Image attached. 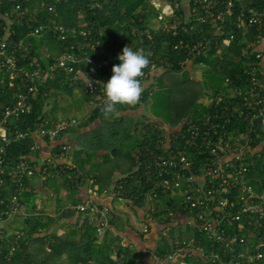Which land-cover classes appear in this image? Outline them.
I'll list each match as a JSON object with an SVG mask.
<instances>
[{"label":"trees","instance_id":"1","mask_svg":"<svg viewBox=\"0 0 264 264\" xmlns=\"http://www.w3.org/2000/svg\"><path fill=\"white\" fill-rule=\"evenodd\" d=\"M42 1L44 6L40 7L41 0H33L35 10L31 12L30 9L28 14L21 19V23L14 25V33L10 35L13 40L26 37L33 42L29 54L40 56L42 64L52 63L53 60L58 59L68 51L73 42L75 44L70 50L73 54L83 48L90 52L91 44L94 45L98 40L100 42L98 48L104 47L108 51L130 46L135 41L134 28L136 26L147 27V22L144 20L150 21L152 11L156 10L151 0ZM92 1L98 2L94 8H90ZM16 2L4 0L1 10H7L14 16L17 15V11L13 10ZM50 4L55 6L57 13L55 16L49 15L46 11ZM24 5L30 6L31 3ZM46 21L62 23L66 27L76 29L90 27L91 34L86 37L69 36L65 40L48 31L39 37L27 36L35 26ZM254 32L253 29L251 33ZM196 36H199V33L192 32L187 35L179 32L177 36H172L163 32L150 31V34L145 35V52L148 54L150 64L154 62L159 67L155 77L162 71L183 70L180 63L185 60L187 55L178 46L177 41L180 39L189 41ZM46 42L55 43V47L48 49ZM88 43H90L89 46ZM240 50L241 44L237 41L223 42L216 48H212L210 52L190 60L191 65L210 62L211 66L207 63L210 77L219 79L220 83L203 87V90L196 95L201 96L203 101L199 103L194 101L189 104L191 109L189 115L184 117L183 113H179V119H173V115H171L170 125L174 127L179 124L172 132L166 133L161 127V123L147 117L145 113L133 115L128 112L141 108L140 104L151 93L144 89L136 106L117 105V112L108 118H104L100 113L101 106L93 108L89 105L90 109L82 121L79 120L77 125L67 128L61 135L63 138L70 133L79 139L76 143L81 148L78 149V152L76 151L78 159L76 165H73V169L83 170L84 177H86L85 174H92V180L98 187L110 189L113 198L124 200L131 210L136 208L143 210L140 221L145 226L143 225L141 230L133 226L132 229L143 236L151 229L146 219H151L159 224L157 238L150 250L141 252L136 247H132L130 243L123 245L120 242L119 232L126 229L127 226H131V223L128 219L129 216H125L113 205H108L110 209L109 228L101 238L97 235L94 222H86V225L80 228L73 224L67 233H50V217L42 214V208L34 210L36 206L33 199L36 186H47L51 180L58 182L52 192L53 198L59 202L55 203L59 211L58 218L72 216L62 210L68 200H71L69 202L78 200L77 189L74 186V181L69 179L67 174L44 175L35 169L30 178L27 175L24 178L27 188L21 198L28 207L26 215L10 219L13 224L16 223L15 231L8 232L4 227L6 235L0 238V264H264V149L259 155L256 154L251 158L253 165L250 171L236 182L239 187L243 180L252 187L256 194L255 199H252L251 209L242 213L239 211L242 205L238 203L235 209L227 211L229 214L227 217H222L220 222L228 235L236 236L234 243L226 244V240L217 243L211 241L207 232L201 229L200 222L194 221L196 220L194 214L189 209L181 207V194L160 184L161 177L172 175L174 170L169 167H160L159 162L169 154H174L178 149L187 150V155L191 160L189 169L193 172H199L200 168L205 165L206 160L203 154H199L191 143L185 141V121L209 122L216 114L220 119L224 117L220 110L221 104L216 105L215 101L219 94L224 97L221 102L226 99L234 100L231 90L234 89V84L240 83L245 66V60L241 56ZM44 51L51 53L53 59L44 57ZM169 63L171 65H168ZM149 66L144 69V73ZM186 67L190 68V65L185 63ZM76 71L77 69L74 68L73 73ZM112 74L109 75V78ZM5 76L3 71L0 72V79L1 77L5 79ZM7 79L3 85L4 91H0V108L4 106L6 100L8 104L13 100V93ZM226 79L230 80L228 84H225ZM68 80L59 71L58 77L54 81L40 85L32 100L33 106L30 112L9 124L13 130L33 131L34 124L43 121V118L46 117L51 122H56V119L50 118L47 111L49 104L44 100L62 88L67 93L76 88L85 95L88 102L91 97L90 93L79 85H70ZM13 86L14 84H12ZM93 98H98V96L94 95ZM207 99H211L208 105L204 103ZM246 122L247 120L239 118L237 115L231 117V123L227 126L228 134L236 135L238 131L245 128ZM81 126L84 129L79 130ZM54 148L58 149L59 143ZM83 151L86 152L84 158L91 157L90 161H94L92 165L98 167L95 173L87 171L89 166L86 167V164L81 162L80 154ZM87 153L92 154L89 156ZM25 155H36L34 138L30 133L24 138L5 145L0 159V172L2 168L6 170L5 174L3 173L5 184L0 191V200L6 199L14 191L15 187L9 183V171L11 166ZM37 162L33 161V163ZM159 172L162 174L159 175ZM182 185L185 187V180L182 181ZM59 188L64 191L63 196L59 194ZM237 188L233 189L229 196L230 199L234 198ZM197 196L200 199V192ZM4 208V204L0 203V213ZM181 218H184L185 221L175 223ZM13 244L15 249L9 253V248ZM151 251L155 253L154 256L159 257L160 261H155Z\"/></svg>","mask_w":264,"mask_h":264},{"label":"built area","instance_id":"2","mask_svg":"<svg viewBox=\"0 0 264 264\" xmlns=\"http://www.w3.org/2000/svg\"><path fill=\"white\" fill-rule=\"evenodd\" d=\"M7 1H17L13 9L17 11V15L1 10L4 0H0V72L5 73V79L8 75L7 83L13 93V100L9 104L6 103L7 100L4 101V106L0 108V159L5 145L24 138L28 133L37 134L49 143H53L61 138L60 136L67 128L80 122L75 119L51 122L46 117L43 121L34 124L33 131L13 130L9 124L30 112L33 106L32 100L40 85L54 81L58 77V72L61 71L65 78L69 79L70 85H79L90 93L88 104L98 108L104 98L103 83L109 80L113 65L120 64L117 57L122 52V49L108 51L104 47L98 48L100 44L98 40L94 45L91 44L90 52L83 48L73 54L70 51L75 44L73 42L68 51L58 59L53 60L52 63L42 64L40 56L29 54L33 42L26 37L16 40L10 38V35L14 33V25L20 24L21 19L30 9L31 12L35 10V2L33 0ZM151 2L159 9V13L150 21L144 20L147 22V27L134 28L135 41L128 46L133 51L145 50L144 37L150 34V31L163 32L172 36H177L179 32L187 35L197 32L199 36L192 37L189 41L183 39L177 41L178 46L187 55L180 63L181 67L185 68V63H188L190 68H193L190 60L210 52L219 44L232 41L241 44L240 51L245 60V66L240 83L234 84V89L231 90L234 100L226 99L221 102L224 97L219 94L215 101L216 105L221 104L220 110L224 117L220 119L216 114L209 122L185 121V141L191 143L199 154H203L206 160L205 165L199 172L190 170L191 160L186 149H178L158 164L160 167H169L174 170L172 175L162 176L160 184L181 194V207L189 209L194 214L196 217L194 221L200 222V227L207 232L208 238L216 243L223 240H226V244L234 243L236 236L228 235L220 222L222 217H227L229 214L227 211L235 209L238 203L242 205L239 208L242 213L251 209L252 199H255L256 194L243 180L239 187L236 182L250 171L253 165L251 158L256 154L259 155L264 149V0L258 2L256 0L253 2L252 0H188L187 6L183 5V0H151ZM25 3H31V5L25 6ZM97 4L96 1L90 2V8H94ZM43 6L44 2L41 0L40 7ZM46 11L52 16L57 14L52 4L47 6ZM253 29L255 32L252 34ZM46 31L62 40L69 36L86 37L91 34L90 27L76 29L66 27L62 23L46 21L35 26L27 36H43ZM43 56L52 57L51 53L46 51L43 52ZM197 65L200 66L203 63H197ZM74 68L77 69L76 73H73ZM158 68L156 63L151 62L143 77L139 78L143 90L151 89ZM5 79L4 77L0 79V91L5 89L3 87L6 83ZM229 82L230 80L226 79L225 84ZM12 84H14L13 87ZM94 95L98 98H93ZM209 102L211 99L204 101L206 105ZM235 115L244 118L247 122L245 128L238 131L236 135H230L227 126L231 123V117ZM69 148L70 145L67 142L61 141L59 148H53L54 150L41 161L33 163L31 156L25 155L11 166L8 179L15 189L9 197L0 200V203L5 206L0 213V238L6 235L3 226L5 221L26 215L28 207L21 198L27 188L24 178L26 175L30 178L35 169L44 175L67 174V177L74 181L78 200L67 202L62 211L74 217L73 222L77 228L85 226L86 222H94L97 235L100 237L109 228L110 209L101 200L111 195V190L101 189L91 178L84 177L82 170L73 169V165L66 159ZM5 172L6 170L2 168L0 191L5 184L3 176ZM161 174L159 172V175ZM183 180H185V187L182 185ZM234 188H237V192L234 198L230 199L229 196ZM198 192H200V199L197 196ZM14 249L13 244L9 248V253H12ZM154 258L156 262L160 261L159 257L154 256Z\"/></svg>","mask_w":264,"mask_h":264},{"label":"rangeland","instance_id":"3","mask_svg":"<svg viewBox=\"0 0 264 264\" xmlns=\"http://www.w3.org/2000/svg\"><path fill=\"white\" fill-rule=\"evenodd\" d=\"M158 13L159 9L156 8V10L152 11L151 18H155ZM36 42L39 41L36 40ZM45 44L48 49L55 47V43L53 42H46ZM207 63L211 66L210 62ZM207 63L203 62V65L200 66L194 64L191 70L186 67L181 71H162L161 74H158L153 80L151 89L148 91L151 93L146 97L145 101L140 104L142 113H145L147 117H151L161 123V127L166 133L175 130L179 124H176L174 127L170 125L169 120L171 119V115H173V119H179V113H183L182 116L184 117L189 115V111L191 110L189 104L194 101L198 103L203 101L201 96H196L203 90V87L220 83L219 79H212L210 77L208 72L209 65ZM64 90L65 89L62 88V90L55 91L49 98L44 100L49 104L48 114L50 118H54L57 121H72L74 119L82 121L86 114V110H83L84 106H86L85 95L76 88L68 93ZM177 110L181 111L178 112ZM82 129H84L82 126L79 127V130ZM64 138L66 139L63 141L72 146L77 145L76 141L79 140L78 137L75 138V136L70 133L65 135ZM87 155L89 154L87 153ZM113 206H115L117 210L124 207L130 210V207L125 204L124 200H118L117 198H114ZM135 210L136 209H132V211ZM135 213H137V211H135ZM135 213L133 212V215H135ZM130 223L140 230L143 227V224L139 220L133 221L130 219ZM42 233H44V231H42Z\"/></svg>","mask_w":264,"mask_h":264},{"label":"crops","instance_id":"4","mask_svg":"<svg viewBox=\"0 0 264 264\" xmlns=\"http://www.w3.org/2000/svg\"><path fill=\"white\" fill-rule=\"evenodd\" d=\"M187 1L188 0H183L184 6H187ZM190 69H192V68H190ZM85 103H86V106H84L83 110H86V114H87L88 110L90 109V106H89L86 99H85ZM136 109L130 110L128 112L130 114H133V115H139V113H141L142 110H141V108H136ZM32 136H33L34 142H35V153H36V155H31V159L33 161H41L46 156H48V154L51 151L54 150L53 148L58 143H60L61 141L66 139L63 137V138H59L57 141H55L53 143H49L47 140H45L44 138L40 137L37 134H33ZM79 148H81V147L78 145H73V146L70 145V148L68 149L66 159L72 165H76V161L78 159V158H76V154H77L76 151L78 152ZM85 153L86 152L83 151L80 154L81 155V162L83 164H86V167L89 166L87 171L90 170L93 173H95V171L98 170V167H96V165H92V163L94 161H90L89 158H91V157H88L86 159L84 158L86 156ZM88 154H92V153H88ZM92 160H94V159L92 158ZM85 176L93 179L92 174H90V175L85 174ZM114 177H115V174H114ZM57 185H58V182L56 180L49 181L47 183V186L37 185L35 188L36 193L34 195L33 203L36 206L34 209L35 211L42 208V210H43L42 214L48 215L50 217V222H51L50 233L55 232L56 234H61V233L69 232L71 226L74 224V222H73L74 217L73 216H70V217L62 216V217L58 218L59 217V211H58V207L55 205V203H59V202H58V200L54 199L53 195H52V192H54V189L57 187ZM63 192L64 191H62L61 188H59V194L61 196H63V194H64ZM113 200H114L113 196L109 195L107 198H104L101 201L107 205H113ZM69 201H71V200H68L67 202H69ZM113 207H115V206H113ZM124 208H122V209L119 208V211L123 212L125 214V216L126 215L129 216V218H128L129 222H130V219L133 221H136V220L140 221L141 215L143 214V210L136 208L135 211H137V213H135V211H132L131 209L129 210V209H126V208L124 209ZM133 212L135 213V215H133ZM146 221L151 228L148 233L144 234L143 236H140V234L137 231L132 229L133 225L131 224V226H127L126 229H123L121 232H119L120 242L123 245L130 243L132 245V247H136L141 252H146V251L150 250V248L154 246L155 240L157 238V232H158L160 226L158 223L154 222L151 219H146ZM183 221H185L184 218L183 219L181 218V219H178L177 221H175V223H179V222H183ZM140 222L145 226V224L142 221H140ZM15 224L16 223L13 224V221L9 220L7 222L5 221L3 223V226L6 228V230L8 232H12V231H15V227H14ZM110 229L114 230L113 228H110ZM99 238H101V237H99ZM150 253L152 254V256H154V254H155L152 251ZM182 264H184V263H182Z\"/></svg>","mask_w":264,"mask_h":264},{"label":"clouds","instance_id":"5","mask_svg":"<svg viewBox=\"0 0 264 264\" xmlns=\"http://www.w3.org/2000/svg\"><path fill=\"white\" fill-rule=\"evenodd\" d=\"M119 65H113L112 76L103 83V100L100 113L108 118L117 112V105L136 106L143 92L140 77L149 66L148 54L144 49L133 51L125 46L117 57Z\"/></svg>","mask_w":264,"mask_h":264}]
</instances>
